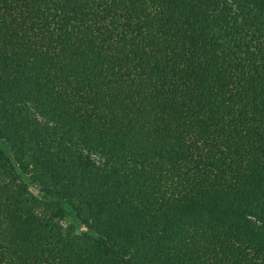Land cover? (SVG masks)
I'll use <instances>...</instances> for the list:
<instances>
[{
  "label": "trees",
  "instance_id": "1",
  "mask_svg": "<svg viewBox=\"0 0 264 264\" xmlns=\"http://www.w3.org/2000/svg\"><path fill=\"white\" fill-rule=\"evenodd\" d=\"M0 264H264V0H0Z\"/></svg>",
  "mask_w": 264,
  "mask_h": 264
},
{
  "label": "rangeland",
  "instance_id": "2",
  "mask_svg": "<svg viewBox=\"0 0 264 264\" xmlns=\"http://www.w3.org/2000/svg\"><path fill=\"white\" fill-rule=\"evenodd\" d=\"M30 189L32 190V192L34 193L35 192V189L34 188H32V187H30ZM85 222H87V223H89V221H87V220H84V221H77V224H78V226H79V228L81 229H84V227L86 226V223Z\"/></svg>",
  "mask_w": 264,
  "mask_h": 264
}]
</instances>
